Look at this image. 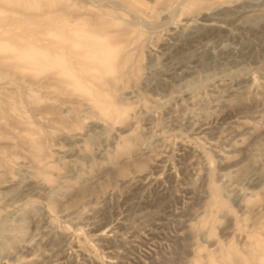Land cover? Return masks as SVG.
Returning a JSON list of instances; mask_svg holds the SVG:
<instances>
[{
  "label": "rangeland",
  "instance_id": "obj_1",
  "mask_svg": "<svg viewBox=\"0 0 264 264\" xmlns=\"http://www.w3.org/2000/svg\"><path fill=\"white\" fill-rule=\"evenodd\" d=\"M118 1L129 8L0 0V98L34 119L40 148L23 154L44 158L43 171L23 154L0 170V200H15L0 222V264H264V0H195L191 12L189 0ZM68 26L101 76L127 75L108 98L128 106L116 123L74 124L60 103L61 51L34 34L59 42ZM130 55L140 71L128 75ZM35 103L59 105L65 126L49 112L33 118Z\"/></svg>",
  "mask_w": 264,
  "mask_h": 264
},
{
  "label": "bare ground",
  "instance_id": "obj_2",
  "mask_svg": "<svg viewBox=\"0 0 264 264\" xmlns=\"http://www.w3.org/2000/svg\"><path fill=\"white\" fill-rule=\"evenodd\" d=\"M85 1V0H84ZM88 2V4H90L91 6H96L97 8H99L100 10H102L104 7H109V8H113L114 10L117 11H123L125 10L124 8H129V7H125L123 8L122 5H119L118 0H109L108 2H103L102 0H86ZM173 1V0H172ZM82 2V1H81ZM182 2V0H181ZM85 3V2H84ZM124 4V3H123ZM179 4V3H178ZM177 4V5H178ZM159 5V4H158ZM162 6V5H161ZM179 9V6H177ZM167 8V7H166ZM197 8V1L195 0H189L188 3L186 5L183 6L182 11L183 12H191L193 9ZM137 9V8H135ZM173 9V8H172ZM177 9V10H178ZM163 10V9H162ZM127 11V10H126ZM131 10H129L130 12ZM154 11V9H153ZM152 11V14L154 13ZM134 12V11H133ZM132 13V12H131ZM197 13H199V10L197 11ZM60 14V13H59ZM130 14V13H129ZM133 14V13H132ZM155 15V14H154ZM131 16V15H130ZM133 16V15H132ZM131 16L132 19H137V18H133ZM136 15H134L135 17ZM153 16V15H152ZM172 17V16H171ZM84 18V17H83ZM94 18V17H93ZM92 18V19H93ZM174 18V17H173ZM76 18L74 16H65V21L69 22L72 20H75ZM51 21V20H50ZM133 21V20H132ZM131 21V22H132ZM195 21V20H193ZM143 22L145 23V21L143 20ZM147 22V21H146ZM173 22V21H172ZM148 23V22H147ZM171 23V21H170ZM187 23V22H186ZM67 24V23H66ZM132 24L137 27V26H141L140 25V21H133ZM149 24V23H148ZM167 25V23H165ZM150 25V24H149ZM157 25V24H155ZM206 27L210 28V29H218V25L215 23H206L204 24ZM144 26V24H143ZM148 26V25H147ZM201 26V25H200ZM152 27V26H151ZM142 28V26L140 27ZM75 28L68 26L67 27V32H65L62 37H60L61 41L59 42H53L50 40V34H34L35 35V43L37 44L39 42V40L41 38H43L46 41H49L51 43V46H56L58 49H60V53L57 51L55 52L56 55L61 54L62 56H60L59 58L63 59V70L61 72V77H62V81L58 83V86L62 88V92L65 95L66 98H64L60 103L61 105H68L69 109H70V114H72V112L74 113V117L72 119V117H70L72 119V122H74V124H78V121H83V120H92L94 118H101L102 120H107L110 121L111 123H116V121H118V118L127 113L128 110V106L125 105H119V100L114 101V103L111 102V100H109V96H113L117 90L115 88V86H117V82L123 80L125 82L127 75L126 74H121V75H117L115 76L113 79V77L111 78H105L103 76H101V73L104 74V72L98 68V67H93L90 66L88 64V62L86 60H84L83 58V54H81L82 52H80V49L85 47L86 45L82 42V38L84 37V35L79 34L80 31H82L80 29V27L78 28V30H80L79 32H77V28L76 30H74ZM146 29V26H145ZM151 29V28H150ZM149 31V30H148ZM139 33V32H138ZM148 33V32H147ZM140 34V33H139ZM51 36H53L51 34ZM213 36V35H212ZM100 38V37H99ZM102 38V37H101ZM100 38V39H101ZM181 38V37H180ZM210 39V38H209ZM180 40V39H179ZM53 44V45H52ZM34 45V44H33ZM146 46V45H145ZM34 47V46H33ZM36 47V46H35ZM34 47V48H35ZM38 47V46H37ZM43 48V47H42ZM171 48V47H170ZM37 49V48H36ZM40 50V49H38ZM36 50V51H38ZM56 50V49H55ZM54 50V51H55ZM106 49H95L93 50V55L96 59H98L97 61L99 63H102V65L108 62V58L104 57V58H99L97 55L100 51L102 52H106ZM34 51V50H33ZM99 51V52H98ZM45 52V51H44ZM139 52V51H138ZM52 53H54L52 51ZM34 55V52H33ZM36 55V54H35ZM34 57L36 59H38L37 56ZM54 57V55L52 56L54 58V60L58 59V55L57 57ZM39 56V55H38ZM51 56V54H50ZM54 61V62H58V61ZM90 60V59H88ZM129 62H133V55L129 56ZM51 62V67H52V60H50ZM41 62L38 61V63ZM53 62V64H54ZM34 63V62H31ZM36 63V62H35ZM34 63V65H35ZM37 63V65L39 66V64ZM42 63V62H41ZM43 63H47L46 61H44ZM58 64V63H57ZM179 64V63H178ZM33 65V66H34ZM44 65V64H43ZM46 65V64H45ZM44 65V67H45ZM49 66V64H48ZM55 67H57L56 65H54V67L52 69L56 70ZM36 68V67H35ZM50 67H47L46 65V69ZM177 68V67H176ZM18 69V68H17ZM21 69V67H20ZM58 69H62L58 68ZM113 68H107V70H105V73L108 72H114L111 71ZM136 70H139V60L133 62L129 68V72L128 75L133 74L135 72H137ZM55 72V71H53ZM59 72L58 70H56V73ZM55 74V73H54ZM59 74V73H57ZM52 76V73H51ZM50 76V77H51ZM54 76V75H53ZM52 76V77H53ZM58 75H56L57 77ZM54 77V78H56ZM49 79V78H48ZM58 79V77H57ZM59 79V80H60ZM28 80V79H27ZM35 81V80H33ZM40 82V80L38 81ZM37 81L35 83H38ZM46 82V81H45ZM49 82V81H48ZM34 85V82H30ZM57 83V82H56ZM31 84V85H32ZM55 84V83H53ZM37 85V84H36ZM34 85V86H36ZM51 84L49 83H39L38 86L40 87H47L50 86ZM37 87V86H36ZM12 88V87H11ZM34 89V87H32ZM15 90V89H14ZM43 90V89H42ZM45 90V89H44ZM43 90V91H44ZM47 90V89H46ZM45 90V91H46ZM1 91V88H0ZM39 91V90H38ZM27 92V91H26ZM42 92V91H41ZM61 92V93H62ZM6 93V92H5ZM63 94H59L60 96ZM77 95V97H75ZM115 96V95H114ZM59 97V96H56ZM50 99V98H49ZM51 100V99H50ZM54 102H57L56 99H53ZM56 100V101H55ZM46 101V100H45ZM49 103V102H48ZM122 103V102H121ZM44 104V103H43ZM46 104V103H45ZM59 104V103H58ZM76 104H79L80 107L88 106V109L90 110L88 113L84 112L85 110H79L78 106L75 107ZM28 108V112L33 114V118L35 117H42L43 119L46 118L44 113L49 112L50 114H54V120L55 123L53 124V126L56 124V121L60 122L58 124H63L65 123V120L63 119V117L61 115H59L60 113L58 112L59 110V105L57 106L56 104L51 105H43L41 106L39 103H35V104H30L26 105ZM87 109V108H86ZM62 110V109H61ZM62 112V111H61ZM64 112V111H63ZM62 112V113H63ZM83 112V113H82ZM21 113V112H20ZM59 113V114H58ZM69 113V112H68ZM22 114V113H21ZM21 114H19L18 112V108L15 104V100H7L4 98H0V170L1 168L11 170V167L13 165H15V160H17L19 158V156L21 157L23 152H25L26 150H31L32 149H36V148H40V143H38V140H35L32 137V134L34 132V130L32 128L29 127L30 124H34L35 121L33 119L32 123L30 121L25 122L24 118L21 121L18 115H20L21 117H23ZM19 118H18V117ZM52 116V115H51ZM50 116V117H51ZM32 117V115H31ZM68 117V116H67ZM52 118V117H51ZM69 118V117H68ZM39 119V118H38ZM50 119V118H49ZM67 119V118H66ZM52 121V119H50ZM36 121H38L36 119ZM46 121V120H45ZM50 121V122H51ZM52 121V122H53ZM42 122V121H40ZM49 123V120H48ZM46 121V124H48ZM70 123V122H68ZM68 123H66V127L70 128V125H67ZM109 123V122H108ZM109 123V124H111ZM51 124V123H50ZM239 124V122H238ZM64 125V124H63ZM62 125V127H63ZM80 125V123H79ZM65 126V125H64ZM41 128V127H40ZM73 129V126L72 128ZM77 130V129H76ZM49 132V131H48ZM32 133V134H31ZM34 135V134H33ZM40 135V133H39ZM36 136V135H35ZM38 137V136H37ZM44 141V140H43ZM37 142V143H36ZM39 151V149H38ZM30 152V151H29ZM35 152V151H34ZM42 153V152H40ZM40 153H36L33 155L30 154V156H26L25 154H23L27 159H30L31 162L34 165H37V167L41 168L43 171V156ZM197 153V152H196ZM221 156V155H220ZM31 157V158H30ZM45 163V162H44ZM202 164V163H201ZM204 169L206 170L207 168L204 167ZM15 173V172H14ZM11 174V173H10ZM205 176V175H204ZM7 177V176H6ZM14 180V179H12ZM37 180V179H36ZM9 181V180H8ZM7 181V182H8ZM168 182V181H167ZM6 183V182H5ZM3 183V184H5ZM9 183V182H8ZM8 183H6L8 185ZM36 183V182H35ZM171 183V182H170ZM6 185V186H7ZM40 185V184H39ZM147 185V184H146ZM36 186V185H35ZM35 188V187H34ZM35 190V189H34ZM189 192V191H188ZM27 194V193H26ZM26 198V197H25ZM13 199V198H12ZM29 199V198H28ZM2 200V199H1ZM0 200V222H2V217L5 215V213L8 211V207L14 206L15 205V200L12 202L10 201L9 203L6 204H2ZM28 201V200H27ZM30 202V201H28ZM27 202V203H28ZM25 203V202H24ZM25 203V204H27ZM89 204V203H88ZM24 205V204H23ZM58 204H55L54 202H50L48 203V206L52 209V210H56ZM63 208V207H62ZM23 209V208H22ZM58 210V209H57ZM61 210V209H60ZM58 210V212L60 211ZM63 210V209H62ZM25 211V210H23ZM72 214V213H71ZM78 214V213H77ZM76 214V215H77ZM69 215V214H68ZM65 216V215H64ZM75 216V215H74ZM76 217V216H75ZM23 219V218H22ZM73 219V218H72ZM25 220V219H24ZM42 221H44L43 219L39 220L38 223H41ZM47 221V220H45ZM46 223V222H45ZM45 225V224H44ZM37 227V226H36ZM238 239V238H237ZM63 241V240H62ZM28 242V241H27ZM61 243V242H60ZM61 245V244H60ZM10 247H12V245H10ZM51 247V246H50ZM22 250V249H21ZM23 252V251H22ZM8 256V255H7ZM11 256V255H10ZM23 256V254H21V256L17 259L14 256L13 260H9L7 257H4V259H6L8 262L10 263H15V261H19L20 258ZM37 262V261H35ZM33 263V262H32Z\"/></svg>",
  "mask_w": 264,
  "mask_h": 264
}]
</instances>
